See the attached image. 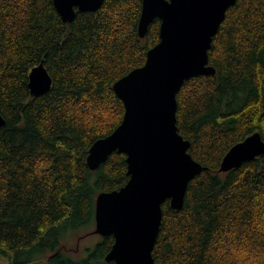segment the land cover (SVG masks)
I'll list each match as a JSON object with an SVG mask.
<instances>
[{
    "label": "trees",
    "instance_id": "trees-1",
    "mask_svg": "<svg viewBox=\"0 0 264 264\" xmlns=\"http://www.w3.org/2000/svg\"><path fill=\"white\" fill-rule=\"evenodd\" d=\"M142 0H103L62 17L53 0H0V257L8 264H113L101 236L81 259L65 231L94 221L95 197L128 180L126 155L96 169L91 144L120 123L113 83L141 66L159 40L154 18L138 34ZM44 61L52 82L30 95L28 73ZM214 73L185 80L176 125L202 169L183 206H162L155 264H264V154L219 172L225 153L259 132L264 140V0H236L208 50ZM69 229V230H68Z\"/></svg>",
    "mask_w": 264,
    "mask_h": 264
},
{
    "label": "water",
    "instance_id": "water-1",
    "mask_svg": "<svg viewBox=\"0 0 264 264\" xmlns=\"http://www.w3.org/2000/svg\"><path fill=\"white\" fill-rule=\"evenodd\" d=\"M236 0H142L138 34L144 37L149 24L158 18L159 40L147 50L141 66L113 83L124 113L107 136L89 147L86 164L96 169L117 151L126 155L128 180L118 189L95 197L94 229L114 242L105 256L113 264H155L152 249L162 220L165 200L173 209L183 206L189 181L202 169L188 152L190 141L176 125V94L193 76L210 74L208 64L212 38L228 7ZM103 0H53L66 19L75 10L92 11ZM51 76L41 60L28 73L30 95L48 91ZM264 109V98L262 101ZM5 119L0 115V126ZM264 154L259 132L234 144L222 157L219 172L237 168L246 160Z\"/></svg>",
    "mask_w": 264,
    "mask_h": 264
},
{
    "label": "rangeland",
    "instance_id": "rangeland-1",
    "mask_svg": "<svg viewBox=\"0 0 264 264\" xmlns=\"http://www.w3.org/2000/svg\"><path fill=\"white\" fill-rule=\"evenodd\" d=\"M94 229V221L81 225L76 229L65 231L61 243L68 249V255L73 259H81L89 253V249H93L95 244L99 242L101 235L92 232ZM0 264H8V262L0 257Z\"/></svg>",
    "mask_w": 264,
    "mask_h": 264
}]
</instances>
